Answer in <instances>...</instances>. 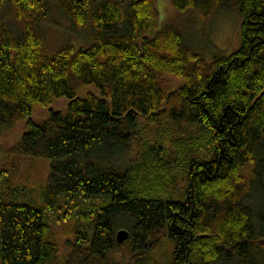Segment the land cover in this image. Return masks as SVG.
I'll use <instances>...</instances> for the list:
<instances>
[{
    "label": "trees",
    "instance_id": "trees-1",
    "mask_svg": "<svg viewBox=\"0 0 264 264\" xmlns=\"http://www.w3.org/2000/svg\"><path fill=\"white\" fill-rule=\"evenodd\" d=\"M157 2L0 0V129L69 99L9 148L53 163L40 205L0 201L1 264H137L165 236L176 241L172 264H264V0H171L203 21L241 15L242 46L210 59L188 27H159ZM55 6L75 31L92 29L91 44L49 51L42 23ZM7 7L19 27L2 19ZM143 118L170 127L173 165L154 141L156 164L132 156ZM182 124L195 128L177 138ZM176 175L184 199L162 198ZM64 193L102 203L78 208L81 229L60 251L44 212Z\"/></svg>",
    "mask_w": 264,
    "mask_h": 264
},
{
    "label": "rangeland",
    "instance_id": "rangeland-1",
    "mask_svg": "<svg viewBox=\"0 0 264 264\" xmlns=\"http://www.w3.org/2000/svg\"><path fill=\"white\" fill-rule=\"evenodd\" d=\"M128 4L132 0H122ZM157 6L160 12V24L181 25L188 27L195 34L196 41L203 51L204 58L210 59V57L216 52H222L228 54L230 52L238 50L242 45V17L238 12L236 13L231 9H221L214 17L208 21H203V16L198 10L191 14L180 15L175 11L172 6L171 0H158ZM57 6L52 8V21L42 23L43 32L46 35L45 44L49 51L55 52L61 46L70 43L75 45L88 46L92 43L94 38L90 35L93 32L89 28V33L84 30H74V25L68 17L55 11ZM2 19L11 24L12 27H19V21L11 13L7 7L2 13ZM91 37V38H90ZM82 43V44H80ZM86 44V45H85ZM179 81L178 83H181ZM97 89L94 86L89 87V90ZM98 93V92H97ZM69 99L66 96H61L55 99L48 107L35 108L32 114L27 118L20 120L14 126H8L7 128L0 129V143L2 145L1 155V169L2 177L0 178V201L11 202L14 201H26L36 205H40L43 199V191L48 185V178L51 174V167L53 158L49 157H36L34 155L18 154L10 151L9 148L14 146L19 137L26 131L29 120L39 121L46 118L51 110H65ZM141 119V118H140ZM146 122L148 125H146ZM169 126L162 121H147L142 119V126H140L138 133V141L135 144V151L133 157L139 164L142 165L141 156L149 157V159L156 164V156L154 151L149 149L148 144L156 142L162 145L161 151L158 154L159 157L165 158L168 165H173L176 158V147L173 145V141L168 139L167 131ZM195 128L194 125L178 126L175 128L174 134L177 138L187 136ZM149 135V136H148ZM150 137V138H149ZM133 158V160H134ZM146 173L144 168L139 170V176ZM243 173L250 177V166L243 168ZM187 181L185 177L176 175V180L172 181L168 190L162 195L164 199L182 200L183 194L186 190ZM256 194L250 198V200H256ZM33 200V201H32ZM101 197H94L90 195H69L67 193L61 194L58 198V202L52 205L50 210H45L47 221L54 228V233L58 236V240L61 243L60 251L65 245H69L77 237V232L81 229V221L77 217L76 211L80 206L86 202L92 203V201L101 202ZM176 241L170 236H165L160 242L153 243L141 256L140 263L137 264H172L174 256V248ZM1 248V238H0ZM0 249V258H1ZM2 259H0V264Z\"/></svg>",
    "mask_w": 264,
    "mask_h": 264
},
{
    "label": "water",
    "instance_id": "water-1",
    "mask_svg": "<svg viewBox=\"0 0 264 264\" xmlns=\"http://www.w3.org/2000/svg\"><path fill=\"white\" fill-rule=\"evenodd\" d=\"M117 233H118L117 234V239H118L119 242L126 240L127 237H128V232L125 229H119V231Z\"/></svg>",
    "mask_w": 264,
    "mask_h": 264
}]
</instances>
